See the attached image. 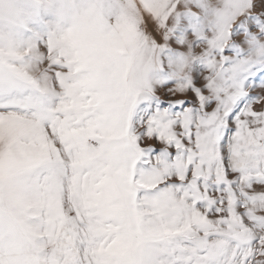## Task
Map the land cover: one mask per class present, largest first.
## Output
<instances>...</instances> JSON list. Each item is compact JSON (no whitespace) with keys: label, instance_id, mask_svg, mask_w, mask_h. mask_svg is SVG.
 Returning a JSON list of instances; mask_svg holds the SVG:
<instances>
[{"label":"snow or ice","instance_id":"1","mask_svg":"<svg viewBox=\"0 0 264 264\" xmlns=\"http://www.w3.org/2000/svg\"><path fill=\"white\" fill-rule=\"evenodd\" d=\"M0 264H264V0H0Z\"/></svg>","mask_w":264,"mask_h":264},{"label":"clouds","instance_id":"2","mask_svg":"<svg viewBox=\"0 0 264 264\" xmlns=\"http://www.w3.org/2000/svg\"><path fill=\"white\" fill-rule=\"evenodd\" d=\"M56 3L71 6V5H74L76 3V0H56Z\"/></svg>","mask_w":264,"mask_h":264},{"label":"rangeland","instance_id":"3","mask_svg":"<svg viewBox=\"0 0 264 264\" xmlns=\"http://www.w3.org/2000/svg\"><path fill=\"white\" fill-rule=\"evenodd\" d=\"M179 98V97H178Z\"/></svg>","mask_w":264,"mask_h":264}]
</instances>
